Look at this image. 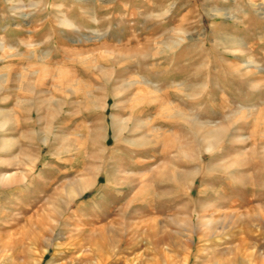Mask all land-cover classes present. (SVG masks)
<instances>
[{
    "label": "rangeland",
    "instance_id": "rangeland-1",
    "mask_svg": "<svg viewBox=\"0 0 264 264\" xmlns=\"http://www.w3.org/2000/svg\"><path fill=\"white\" fill-rule=\"evenodd\" d=\"M0 235V264H264V0H0Z\"/></svg>",
    "mask_w": 264,
    "mask_h": 264
},
{
    "label": "bare ground",
    "instance_id": "bare-ground-1",
    "mask_svg": "<svg viewBox=\"0 0 264 264\" xmlns=\"http://www.w3.org/2000/svg\"><path fill=\"white\" fill-rule=\"evenodd\" d=\"M1 236V235H0ZM3 236V235H2ZM0 245L3 247V246H6L8 245L7 242H4V240L2 241V239L0 238Z\"/></svg>",
    "mask_w": 264,
    "mask_h": 264
}]
</instances>
